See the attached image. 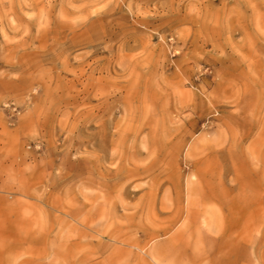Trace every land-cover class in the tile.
I'll return each mask as SVG.
<instances>
[{"label":"rangeland","instance_id":"1","mask_svg":"<svg viewBox=\"0 0 264 264\" xmlns=\"http://www.w3.org/2000/svg\"><path fill=\"white\" fill-rule=\"evenodd\" d=\"M0 264H264V0H0Z\"/></svg>","mask_w":264,"mask_h":264},{"label":"crops","instance_id":"2","mask_svg":"<svg viewBox=\"0 0 264 264\" xmlns=\"http://www.w3.org/2000/svg\"><path fill=\"white\" fill-rule=\"evenodd\" d=\"M248 233H247V229L243 232V237H247ZM162 251V250H161Z\"/></svg>","mask_w":264,"mask_h":264}]
</instances>
